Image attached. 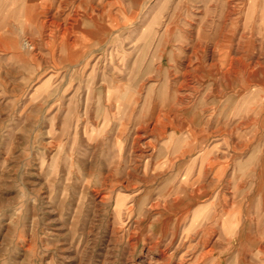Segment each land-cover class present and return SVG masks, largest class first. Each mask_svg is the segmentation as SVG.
Listing matches in <instances>:
<instances>
[{
  "label": "rangeland",
  "instance_id": "374dc122",
  "mask_svg": "<svg viewBox=\"0 0 264 264\" xmlns=\"http://www.w3.org/2000/svg\"><path fill=\"white\" fill-rule=\"evenodd\" d=\"M38 4L0 0V264H264V0Z\"/></svg>",
  "mask_w": 264,
  "mask_h": 264
},
{
  "label": "bare ground",
  "instance_id": "6f19581e",
  "mask_svg": "<svg viewBox=\"0 0 264 264\" xmlns=\"http://www.w3.org/2000/svg\"><path fill=\"white\" fill-rule=\"evenodd\" d=\"M256 13H258V15H256ZM255 16H257L258 17V19H257V21L259 22V23H257V28H258V32L259 33H262V34H264L263 32H261L262 31V27H264V8H260V9H258V10H256L255 11ZM253 17V16H252ZM256 21V22H257ZM255 26V25H254ZM229 45V44H228ZM240 59H242V69H244L243 71L245 72V76L248 78L246 81H248V82H250V84H252V85H257V86H259V87H262V91H264V78H263V76H264V66H260V69L259 70H256V67H255V62H257L258 64H260V62L257 60V61H255V62H253V64H251V63H246V61H243L244 59H243V57H241L240 56ZM218 64V63H217ZM217 64L216 63H211L209 66H208V69L209 70H212L214 67V73H210V71H209V75L210 74H213L212 76H214V77H217V76H220L221 74H220V72H219V68H218V66H217ZM205 65V64H204ZM204 65L203 64H199V69L200 70H202L203 68H204ZM261 65V64H260ZM207 70V69H206ZM200 75H205L204 73H200ZM208 76V75H207ZM225 76H228V74H226ZM233 77H235V75H232ZM233 77H231V78H233ZM213 78V77H212ZM199 79V78H198ZM237 82V81H236ZM212 84V83H211ZM220 84V83H219ZM242 84H244V83H242ZM244 85H246V84H244ZM224 86V85H223ZM236 86V85H235ZM234 86V87H235ZM238 86V85H237ZM243 86V85H242ZM215 87V86H214ZM232 87H233V85H232ZM239 87V86H238ZM226 89V88H225ZM234 89V88H233ZM213 90V89H212ZM217 90V89H216ZM238 93V92H237ZM164 95V94H163ZM166 95V94H165ZM166 97V96H165ZM216 97V96H215ZM119 98V97H118ZM161 98H163V97H161ZM213 98V97H212ZM232 99V98H231ZM163 100H164V98H163ZM164 102V101H163ZM169 103V102H168ZM167 103V104H168ZM166 104H164V105H162V106H165ZM167 107V106H166ZM262 108H264V102L261 104V108H260V110L262 109ZM102 112V111H101ZM220 120V119H219ZM218 121V120H217ZM217 121H216V123H217ZM183 152V151H182ZM185 153H188L189 151L188 150H186V151H184ZM206 154V153H205ZM183 155V154H182ZM204 156V155H203ZM177 157H179V156H177ZM198 179V178H197ZM202 184V183H201ZM193 185H195V184H193ZM192 185V186H193ZM198 186V185H197ZM185 188V187H184ZM160 190V189H159ZM182 193V192H181ZM190 193V192H189ZM180 195V194H179ZM185 195V194H184ZM183 195V196H184ZM194 197L196 198H199V197H201V195H200V193L199 192H195L194 193ZM182 198V197H181ZM166 200H167V198H166ZM156 202H157V200H155ZM178 201V200H177ZM173 202V201H172ZM164 203V202H163ZM173 203H175V201L173 202ZM172 203V204H173ZM156 204V203H155ZM176 204V203H175ZM169 212V211H168ZM154 227V226H153ZM163 227V226H162ZM155 228V227H154ZM165 229V228H164ZM157 232V231H156ZM165 232V231H164ZM171 242V241H170Z\"/></svg>",
  "mask_w": 264,
  "mask_h": 264
},
{
  "label": "crops",
  "instance_id": "0c3cea01",
  "mask_svg": "<svg viewBox=\"0 0 264 264\" xmlns=\"http://www.w3.org/2000/svg\"><path fill=\"white\" fill-rule=\"evenodd\" d=\"M47 0H39V6L42 7L43 2H45ZM65 0H60V4H58V9H63L64 5L62 3H64ZM137 2V0H135V3ZM123 8H125L123 5H121ZM134 7V6H132ZM25 12H28L30 14L34 13V9L35 8H23ZM39 15L44 14V16H46L47 10H43V8H39Z\"/></svg>",
  "mask_w": 264,
  "mask_h": 264
}]
</instances>
